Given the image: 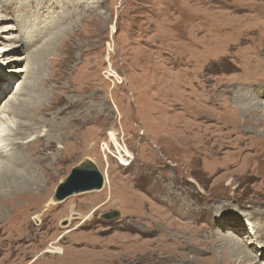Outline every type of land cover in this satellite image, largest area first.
I'll return each instance as SVG.
<instances>
[{"label":"rangeland","instance_id":"obj_1","mask_svg":"<svg viewBox=\"0 0 264 264\" xmlns=\"http://www.w3.org/2000/svg\"><path fill=\"white\" fill-rule=\"evenodd\" d=\"M1 29L9 54L28 56L29 73L16 84L33 77L34 88L22 100L49 108L58 98L60 113L48 110L45 127L30 139L39 141L30 159H46L37 169L46 184L45 240L37 246L33 214L23 233L19 224L9 228L12 235L0 224V264L22 258L25 243L33 247L16 264H29L51 246L63 253L31 264H220L222 258L244 264L230 256L228 241L258 253L264 0H0ZM5 56L0 88L18 75ZM15 89L2 93L0 106ZM104 143L108 150L101 152ZM22 150L27 155L29 147ZM116 150L131 156L121 155L127 164ZM88 158L107 174L103 190L51 203L57 185ZM9 196L0 211L18 223L40 197L34 190ZM112 210L120 217L101 218Z\"/></svg>","mask_w":264,"mask_h":264},{"label":"bare ground","instance_id":"obj_2","mask_svg":"<svg viewBox=\"0 0 264 264\" xmlns=\"http://www.w3.org/2000/svg\"><path fill=\"white\" fill-rule=\"evenodd\" d=\"M32 1H34V0H32ZM35 1L38 2L40 0H35ZM9 3H11V2H8L7 5H10ZM45 8L46 7L43 5L42 9H45ZM24 30L25 31L27 30V34L30 35L29 37L25 36L26 38L29 39V42H33L36 40V38L32 37L31 30H28V27H25ZM3 31H5V30H2V29L0 30V32H3ZM23 38H24V36L21 37V40H23ZM8 47H12V46H6V45L0 43V55L6 54V56L2 59L3 61H7V64L5 66L14 65V64L18 65V67L13 70V72H16L18 75H15L14 79H11V78H10V80L8 78L5 79V81L2 84L3 86H1V88H0V90L2 91V92H0V103H1L2 99L4 98V97H2V93H5V91H7V92L11 91L10 89H12L14 86H16V89H15V92L13 93V95L11 97H9L8 100L5 103H3L2 106H0V201L3 200L4 197L7 198L8 195H10L9 198L10 197L15 198L18 195L23 196V197H25V196L28 197L29 194L32 192V190H34L35 193L38 192V196L41 195L42 190L46 184L43 185L44 181L41 178V176L39 174H37V169L42 170V167H41L42 164L41 163L43 160H46V159L41 158L40 161L38 159L36 161L30 159L31 150L33 149L35 144L39 142L38 141L36 143L31 144L33 140H30V139L32 138V135L34 133L38 132L37 130H40V128L45 127V124L47 123L45 121V118L48 115V112H47L48 110L55 109L56 114L60 113V112H58L60 110L59 109L60 100L58 98L54 99L52 106H49V108H45V107L33 108V107H30L29 105H27V103L24 102V100H22L21 97L23 95L28 94V92H30L34 88L33 77L32 78H29V77L23 78L22 81H20L18 84H16V82H18L19 79H21L24 74L27 75L29 73L28 67L26 65H24V61H26L28 59V56H26V57H23V55L11 56L9 54L11 51H7ZM13 47H15V46H13ZM28 47L30 48V47H32V45H30V46L27 45L26 49H28ZM28 50L22 51L23 52L22 54H24L25 52L28 53ZM32 71H33V69H32ZM6 96H8V94ZM262 106H264V104ZM261 110H262V108H261ZM39 115L41 118L39 117ZM25 118H29L30 121L28 123L21 122V120L22 119L24 120ZM14 119H16V121H13ZM47 136L48 135H46L44 137H47ZM109 136L113 137V134L109 133ZM48 137L49 138H47V139H49V140H47V143L53 142V140H52L53 137L50 135ZM112 140H113L112 138L109 139V141H112ZM61 144H62V142H60V145ZM111 144H114V142H111ZM27 146L29 147V152L27 155L26 154L23 155L22 149L26 148ZM64 146L63 147L59 146V149H60L58 151L59 155H62V151H65ZM89 149L91 151L90 153L96 152V148H95L94 144L89 145ZM27 150H28V148H27ZM106 150H108V143H104L101 145V152H105ZM108 153H110V152H108ZM117 153L118 152L116 150V154ZM121 155L124 156L126 159L131 158V156L127 152H124ZM121 155L119 154V156H118V154H117L118 159L123 161L124 164H127L126 160ZM54 159H55V161L53 162V165H54V163L56 165L59 162L58 160L60 158L55 157ZM86 161H91V159L88 158V159L84 160L83 162H86ZM33 164H36V165L34 166ZM106 175H104V184L109 182L106 179ZM17 184H18V186H17ZM99 192H100V190H99ZM35 195L37 196V194H35ZM43 197L40 196L38 198L39 202L36 203L35 207L32 209L33 212H31L29 210L30 212L28 213V215H26L20 223L17 222L18 220H15V217L13 215L7 216V215H5V212L3 210L0 211V218L4 217L0 224H2L1 227H4L3 229L5 230V232L8 230L7 232L12 235V231L9 232V228L13 227V226H17L19 224V230H20V232L23 233L25 230V225L29 221V219H28L29 215L33 214L32 216H30L31 217L30 219L36 223V229H37L38 234L40 235V239H41V242L37 246L41 247L43 244V238H44L43 236H44L45 232L48 230L43 225V219H44V213H45V211L43 210L44 207L42 206V204H43L42 198ZM50 202L53 204H58V202L53 200V197L50 200ZM73 211H75V210H73ZM76 215L77 216H75V218L76 219L79 218V215L78 214H76ZM19 220H20V218H19ZM71 221L72 220L68 221V225H70ZM10 230H12V229L10 228ZM66 233H68V232H66ZM229 234L233 235L232 232H230ZM16 235L18 238L19 234L17 233V234H15V236ZM14 237L12 236L13 239H14ZM24 240H26V239H24ZM44 240H45V238H44ZM11 241L12 240H10V242ZM55 242L58 243L57 241H55ZM12 243H13V241H12ZM227 243H228V245L225 244L224 247L228 248V253L230 254V256L235 258V259L242 257L244 264H260V258H264V242L261 243L262 245L259 249L257 248L258 253L256 255L250 253L249 250L243 248V246L241 244L233 243L232 241H228ZM21 244L23 245V243H21ZM22 247H23V249H22L23 253L22 254L24 255L22 258H20L19 260L18 259H14V260L7 259V260H3V261H6V262L11 263V264H16L15 262H17V261L18 262L24 261L26 254H27L26 250L29 249L30 247H33V246H32V244L25 243ZM62 253H63V249L59 246L47 247L46 249H43L39 255L35 256L33 258V260L30 261L29 264L33 263L35 260L38 259V257L43 256L44 254H51V255L58 256V255H61ZM225 260L226 259L222 258L219 263L220 264H226V261H228V260H226V261ZM228 264H239V263H237V260H231L230 262H228ZM261 264H264V262Z\"/></svg>","mask_w":264,"mask_h":264},{"label":"water","instance_id":"obj_3","mask_svg":"<svg viewBox=\"0 0 264 264\" xmlns=\"http://www.w3.org/2000/svg\"><path fill=\"white\" fill-rule=\"evenodd\" d=\"M104 187V175L92 161L81 162L72 167L70 173L60 182L53 195V200L60 202L65 198ZM120 217L117 210L103 213L101 218L113 220Z\"/></svg>","mask_w":264,"mask_h":264},{"label":"flooded vegetation","instance_id":"obj_4","mask_svg":"<svg viewBox=\"0 0 264 264\" xmlns=\"http://www.w3.org/2000/svg\"><path fill=\"white\" fill-rule=\"evenodd\" d=\"M69 217V216H68ZM68 222V221H67ZM72 224V222L70 223V225Z\"/></svg>","mask_w":264,"mask_h":264},{"label":"crops","instance_id":"obj_5","mask_svg":"<svg viewBox=\"0 0 264 264\" xmlns=\"http://www.w3.org/2000/svg\"><path fill=\"white\" fill-rule=\"evenodd\" d=\"M102 190H103V189H102ZM102 190H101V191H102ZM101 191H100V192H101Z\"/></svg>","mask_w":264,"mask_h":264}]
</instances>
